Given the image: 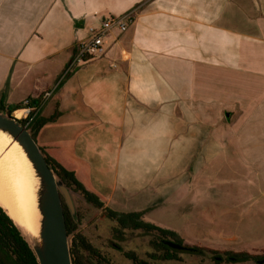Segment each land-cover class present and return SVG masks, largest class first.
I'll return each instance as SVG.
<instances>
[{
	"label": "crops",
	"instance_id": "1",
	"mask_svg": "<svg viewBox=\"0 0 264 264\" xmlns=\"http://www.w3.org/2000/svg\"><path fill=\"white\" fill-rule=\"evenodd\" d=\"M133 9L71 66L89 27ZM40 96L58 116L37 143L105 207L186 238L246 179L264 195V0H0V104Z\"/></svg>",
	"mask_w": 264,
	"mask_h": 264
},
{
	"label": "rangeland",
	"instance_id": "2",
	"mask_svg": "<svg viewBox=\"0 0 264 264\" xmlns=\"http://www.w3.org/2000/svg\"><path fill=\"white\" fill-rule=\"evenodd\" d=\"M3 112L7 111L3 110ZM252 169L253 167L246 166V174H250ZM233 170L234 168L227 167L228 174H224L227 176L226 187L228 188L234 185L233 178L236 181L240 179ZM249 184L250 182L246 179L245 194L242 198L239 197L238 206H233L234 201L228 196L221 199L222 203L212 207L218 210L219 214L214 215L216 221L211 225V229L183 231L189 236L186 237L188 239L182 238L186 243L214 249L220 251V254L208 253L203 256L181 252L177 254L176 259H154L150 253H159L152 244L153 241L159 240L157 231L126 229L123 232L124 239L119 242L112 230L116 223L112 219L101 216L102 209L86 202L79 193L74 194L79 223L77 232L84 234L110 261L117 264H134V262L122 251L113 250L110 241L119 243L125 251H133L141 259L152 264H259L257 261L234 262L216 258L224 257L226 251H246L264 256V195L258 196L256 187H249ZM223 213L226 214L222 215ZM69 241L72 245V236H69Z\"/></svg>",
	"mask_w": 264,
	"mask_h": 264
},
{
	"label": "water",
	"instance_id": "3",
	"mask_svg": "<svg viewBox=\"0 0 264 264\" xmlns=\"http://www.w3.org/2000/svg\"><path fill=\"white\" fill-rule=\"evenodd\" d=\"M0 133L18 144L33 169L36 179L38 233L26 235L8 210L2 204L0 205L28 241L39 264H73L63 198L72 217L77 221L74 194L79 192L69 187L47 162L46 155L33 133L19 119L2 110H0ZM83 199L85 200L84 197ZM167 244L175 249L184 248L174 242H167ZM260 262H264V259Z\"/></svg>",
	"mask_w": 264,
	"mask_h": 264
},
{
	"label": "trees",
	"instance_id": "4",
	"mask_svg": "<svg viewBox=\"0 0 264 264\" xmlns=\"http://www.w3.org/2000/svg\"><path fill=\"white\" fill-rule=\"evenodd\" d=\"M30 100L29 106H39L42 103V97L28 98ZM24 107V102L18 103L15 105H10L5 107L0 104V110H6L8 114L12 115V113ZM58 116V112H56L51 117H41L38 114L35 116L29 115L27 119L20 120L23 125L27 123V129H29L34 138H36V134L39 129L48 121L55 120ZM45 153V152H44ZM45 157L47 162L52 166L55 172L62 178V180L72 189L79 192L85 200L93 204L96 207H105L104 203L100 200V198L89 191L74 175L73 172L64 168L61 164H59L54 158L45 153ZM1 204V203H0ZM64 214L67 224V230L69 236L72 237V245H71V254L73 259V264H87L89 262L88 259H84L81 251L88 250L89 252L96 254L97 249L86 239L84 235L81 233H75L77 229V222L72 217L68 206L66 205L64 198ZM106 211L110 214L111 217L116 219L120 226L125 228H139L142 227L146 231H157L160 237L164 238H172L176 242L182 244V237L173 230L165 229L155 225L154 223L145 221L143 217L142 211L139 212H118L109 207H106ZM191 250L193 252H197L200 254H220V251L214 249H208L206 247L192 246ZM225 254L229 256H236L240 261L252 260V259H263L262 255L251 254L246 251L242 252H234V251H226ZM173 254L169 253V248L167 249V253L165 257L171 258ZM0 264H39V261L29 245L28 241L19 231L17 226L15 225L12 218L7 214L4 208L0 205Z\"/></svg>",
	"mask_w": 264,
	"mask_h": 264
},
{
	"label": "bare ground",
	"instance_id": "5",
	"mask_svg": "<svg viewBox=\"0 0 264 264\" xmlns=\"http://www.w3.org/2000/svg\"><path fill=\"white\" fill-rule=\"evenodd\" d=\"M21 109L14 117H23ZM17 114V115H16ZM36 179L21 148L0 133V203L8 210L24 233L37 234Z\"/></svg>",
	"mask_w": 264,
	"mask_h": 264
},
{
	"label": "flooded vegetation",
	"instance_id": "6",
	"mask_svg": "<svg viewBox=\"0 0 264 264\" xmlns=\"http://www.w3.org/2000/svg\"><path fill=\"white\" fill-rule=\"evenodd\" d=\"M93 205V204H92ZM96 207V206H95ZM99 209H102V214L101 216H104L105 218H109V219H112L115 223H116V226H114L112 228L113 230V234H114V237L117 239V241H122L124 239L123 237V232L126 230V229H130V230H144V232H148L146 231L144 228L142 227H139V228H125V227H122L119 225V223L116 221V219H114L113 217L110 216V214L106 211V207H97ZM77 222V221H76ZM78 225L79 223L77 222V229H78ZM77 229H76V232L75 233H79L77 232ZM82 234V233H81ZM84 235V234H82ZM85 236V235H84ZM73 237V236H72ZM86 237V236H85ZM87 239V238H86ZM88 240V239H87ZM89 241V240H88ZM90 242V241H89ZM167 242H174V243H177V244H180L178 242H176L174 239L172 238H164V237H160L159 236V240L158 241H153V246L155 247L156 251L159 252L158 254L156 253H150V256L154 259H166V260H170V259H176L177 257V254L178 253H181V252H187V253H192V254H198V255H203L205 256L204 254H200V253H197V252H193L191 250L192 246H198V245H193V244H188L186 243L185 241H183L182 246H184V248L182 249H175V248H172L170 245L167 244ZM91 243V242H90ZM110 245L112 246L113 250L115 251H122L124 253V255L129 258L130 260H132L134 262V264H152L151 262H147L143 259H141L135 252L133 251H125L123 249V247L119 244V243H114L112 241L109 242ZM92 244V243H91ZM93 245V244H92ZM94 246V245H93ZM95 247V246H94ZM201 247V246H199ZM97 249L98 252H96V254H93L91 252H89L88 250H83L81 251V254H83L84 256V259H88L89 262H87V264H117V263H114L112 261H110L102 252L99 248L95 247ZM169 248V253L170 254H173L174 256L171 257V258H167L165 257L166 253H167V249ZM235 252V251H234ZM239 252H242V251H239ZM250 253V252H249ZM225 254V253H224ZM252 254V253H251ZM207 255V254H206ZM256 255V254H255ZM217 259H220L222 261L224 260H228V261H234V262H248V261H257L259 264H264V262H260L261 260L263 259H259V260H256V259H252V260H246V261H240L236 256H229L227 254L223 256H219V257H216ZM216 259V260H217ZM218 262V260H217Z\"/></svg>",
	"mask_w": 264,
	"mask_h": 264
},
{
	"label": "built area",
	"instance_id": "7",
	"mask_svg": "<svg viewBox=\"0 0 264 264\" xmlns=\"http://www.w3.org/2000/svg\"><path fill=\"white\" fill-rule=\"evenodd\" d=\"M134 15L135 10L133 9L120 16L104 19L98 27H89L88 38L86 41L82 42L79 45L71 66L84 63L85 61L91 59L102 57L106 51L104 42L105 36L113 29H119L120 31L127 30L129 23L134 19ZM29 102V99H26L24 101V108L22 109L26 112L24 113L23 117H18L17 119H27L29 115L33 114V116H35L38 113L42 103L39 106H29ZM27 124L25 125L26 127Z\"/></svg>",
	"mask_w": 264,
	"mask_h": 264
}]
</instances>
